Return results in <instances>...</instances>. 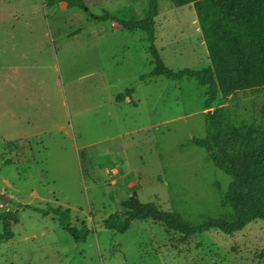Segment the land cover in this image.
I'll return each instance as SVG.
<instances>
[{"label":"rangeland","instance_id":"1","mask_svg":"<svg viewBox=\"0 0 264 264\" xmlns=\"http://www.w3.org/2000/svg\"><path fill=\"white\" fill-rule=\"evenodd\" d=\"M84 1L93 14L128 18L149 7V0ZM159 10L156 46L166 65L211 66L193 5L159 0ZM98 26L64 3L0 0V155L25 138L34 152L22 164L0 157V198L8 197L0 215L19 214L14 238L0 241V264H264L263 220L187 239L152 220H136L124 234L102 226L134 194L193 224L232 211L222 206L231 178L191 143L206 136L208 87L195 78L142 79L153 69L146 33L113 23V32L94 38ZM217 108L227 124L264 125V88L219 95ZM29 206L69 209L72 226L90 228L86 241Z\"/></svg>","mask_w":264,"mask_h":264},{"label":"trees","instance_id":"2","mask_svg":"<svg viewBox=\"0 0 264 264\" xmlns=\"http://www.w3.org/2000/svg\"><path fill=\"white\" fill-rule=\"evenodd\" d=\"M168 1L174 7L193 5L211 66L201 70L188 67L173 70L166 65L156 46L159 0H149L148 11L143 18L119 17L108 11L96 15L84 0H43L47 7L64 3L68 8L83 9L99 24L98 28L90 31L94 38L113 32V23L130 33H146L153 69L143 75L142 79L157 76L173 80L195 78L200 86L208 87L204 104L207 110L206 136L194 137L191 143L203 148L213 164L231 178L222 203L223 207L231 209V215L208 217L201 224H193L180 213L162 210L154 202H142L134 194L121 202L124 213L112 214L102 222V226L124 234L134 221L152 220L161 223L168 230L180 233L186 239L211 230L231 235L242 231L256 220L264 221V125H230L225 122L226 111L223 108H211L219 95L228 97L239 91L264 88V0ZM79 32L80 30H76L68 37ZM128 94H132V89H129ZM124 97L123 94L117 96V101H123ZM22 147L27 152H23ZM4 148L0 157L4 159L5 165L22 164L26 160L34 159L33 146L29 139L10 141ZM28 208L44 216H56L59 225L77 243L85 242L90 233L87 226H72L69 209ZM18 218L17 211L0 215L4 226L0 241L14 238L12 222L18 221Z\"/></svg>","mask_w":264,"mask_h":264},{"label":"water","instance_id":"3","mask_svg":"<svg viewBox=\"0 0 264 264\" xmlns=\"http://www.w3.org/2000/svg\"><path fill=\"white\" fill-rule=\"evenodd\" d=\"M0 199H2L3 201H8V197H1Z\"/></svg>","mask_w":264,"mask_h":264}]
</instances>
